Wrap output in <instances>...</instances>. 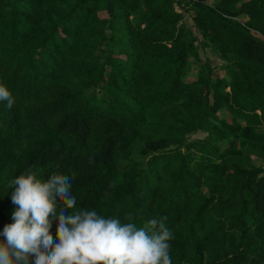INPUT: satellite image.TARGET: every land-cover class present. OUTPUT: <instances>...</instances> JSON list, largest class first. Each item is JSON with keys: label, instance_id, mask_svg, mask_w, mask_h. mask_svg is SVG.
<instances>
[{"label": "trees", "instance_id": "obj_1", "mask_svg": "<svg viewBox=\"0 0 264 264\" xmlns=\"http://www.w3.org/2000/svg\"><path fill=\"white\" fill-rule=\"evenodd\" d=\"M0 83V232L35 166L172 264H264V0H0Z\"/></svg>", "mask_w": 264, "mask_h": 264}, {"label": "clouds", "instance_id": "obj_2", "mask_svg": "<svg viewBox=\"0 0 264 264\" xmlns=\"http://www.w3.org/2000/svg\"><path fill=\"white\" fill-rule=\"evenodd\" d=\"M0 102L15 103L0 83ZM58 168L59 165H56ZM35 166L11 178L13 222L0 236V264H172V230L167 217L138 227L134 222L99 215L94 209H74L70 177L53 171L44 177ZM56 223L57 242L49 234Z\"/></svg>", "mask_w": 264, "mask_h": 264}, {"label": "rangeland", "instance_id": "obj_3", "mask_svg": "<svg viewBox=\"0 0 264 264\" xmlns=\"http://www.w3.org/2000/svg\"><path fill=\"white\" fill-rule=\"evenodd\" d=\"M197 70H198V68H196V66H193V69L190 71V76L194 78ZM220 72H222L221 74H224L223 70H221ZM221 116H229V114L223 112V114ZM200 136H202V134H194V135H192L193 138L200 137Z\"/></svg>", "mask_w": 264, "mask_h": 264}]
</instances>
